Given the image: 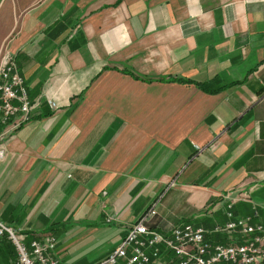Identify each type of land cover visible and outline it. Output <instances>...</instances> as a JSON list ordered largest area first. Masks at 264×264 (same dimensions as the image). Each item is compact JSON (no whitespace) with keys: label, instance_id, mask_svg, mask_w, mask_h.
Listing matches in <instances>:
<instances>
[{"label":"crops","instance_id":"1","mask_svg":"<svg viewBox=\"0 0 264 264\" xmlns=\"http://www.w3.org/2000/svg\"><path fill=\"white\" fill-rule=\"evenodd\" d=\"M5 52L32 108L0 136V220L28 241L67 229L60 264L83 259L68 230L112 239L104 257L156 200L161 232L240 241L212 231L230 202L264 227V0H0ZM15 258L0 238V264Z\"/></svg>","mask_w":264,"mask_h":264},{"label":"built area","instance_id":"2","mask_svg":"<svg viewBox=\"0 0 264 264\" xmlns=\"http://www.w3.org/2000/svg\"><path fill=\"white\" fill-rule=\"evenodd\" d=\"M52 107L55 103L50 101ZM32 104L24 78L18 71L16 56L5 52L0 57V136L4 125L11 122L12 129L30 117ZM3 149L0 148V158ZM154 201L131 223L121 242L106 256L92 264H151L159 258L162 249L174 254L172 264H257L264 261V227L252 223V216H234L232 202L227 205V221L217 224L215 233H238L243 239L237 242L213 241L209 231L201 225L184 222L167 232L150 225L155 214ZM256 214V212L254 213ZM8 239L16 253V264H60L54 255L56 237L45 234L42 239L26 238V232L0 220V238Z\"/></svg>","mask_w":264,"mask_h":264},{"label":"rangeland","instance_id":"3","mask_svg":"<svg viewBox=\"0 0 264 264\" xmlns=\"http://www.w3.org/2000/svg\"><path fill=\"white\" fill-rule=\"evenodd\" d=\"M76 229L77 228L68 230V232L65 233V235L67 234V249L64 251V256L66 260L72 259V261H75L76 259L83 258L81 260L75 261V264L77 262H79L77 264H83V262L89 263L88 260L93 258L94 255L98 252H102V250L107 249L109 246L108 244L112 241V239H103L104 236L101 237L99 240H95V237L92 236L88 239L78 241V238L75 236L77 234ZM66 230L67 229L60 231L58 229L53 230L52 232L56 236L59 235L61 232H65ZM98 257L99 255H96L94 258ZM101 258H98L97 260H100Z\"/></svg>","mask_w":264,"mask_h":264},{"label":"trees","instance_id":"4","mask_svg":"<svg viewBox=\"0 0 264 264\" xmlns=\"http://www.w3.org/2000/svg\"><path fill=\"white\" fill-rule=\"evenodd\" d=\"M181 81H186V82H189L190 80L189 79H179Z\"/></svg>","mask_w":264,"mask_h":264}]
</instances>
